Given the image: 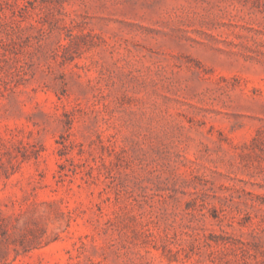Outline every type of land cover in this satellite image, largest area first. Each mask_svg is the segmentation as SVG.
Here are the masks:
<instances>
[{
    "label": "rangeland",
    "instance_id": "rangeland-1",
    "mask_svg": "<svg viewBox=\"0 0 264 264\" xmlns=\"http://www.w3.org/2000/svg\"><path fill=\"white\" fill-rule=\"evenodd\" d=\"M0 264H264V0H0Z\"/></svg>",
    "mask_w": 264,
    "mask_h": 264
}]
</instances>
